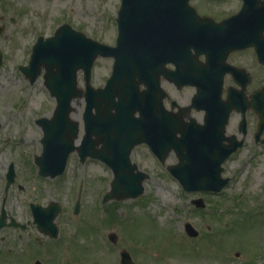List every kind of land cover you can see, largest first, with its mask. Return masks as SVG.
<instances>
[{"label": "rangeland", "instance_id": "1", "mask_svg": "<svg viewBox=\"0 0 264 264\" xmlns=\"http://www.w3.org/2000/svg\"><path fill=\"white\" fill-rule=\"evenodd\" d=\"M9 1L13 3L12 0ZM212 1H219L215 3L217 7L207 8L205 2ZM119 2L120 0H15L14 4L24 10L23 19L28 20L29 24L35 22L36 31L44 35L52 34L61 23H68L86 36L112 45L116 36L115 18ZM193 4L197 5L200 13L204 4L209 15L220 17L230 14L236 3L234 0L230 3H225V0H194ZM29 35L30 33H26L23 39L29 38ZM246 57L234 56V60L244 59L245 65L249 64L253 74L250 88L260 87V83H264V66H255L251 58L248 60ZM93 64L91 84L102 86L109 76L112 59L98 57ZM35 85L42 88L34 91L26 100L23 112L26 111L27 115V148L30 152L39 153L38 141L41 135L38 129L33 130L29 126L32 122L28 120L31 115L49 116L47 111L53 100L50 101L41 82H36ZM78 85L83 86L81 77ZM81 105L82 99L76 98L75 108L70 113L72 119L81 121ZM254 121L255 117L250 114L245 146L226 164L232 176L225 194L220 198H209L210 204L203 211L196 209L190 201L192 197L200 195L198 192L184 191L174 178L165 176V166H157L147 149L137 146L134 156L141 161L139 167L149 174V178L143 182V192L136 198L107 200L102 204L101 197L108 190L111 171L108 167L104 169L98 162L91 161L84 168L86 185L80 195L81 211L71 216L72 205L77 196L76 186L73 184L74 173L76 168L79 171V164L78 167L76 164L69 165L68 171L63 174L65 180L62 175L57 178L61 177L58 194L52 192L54 189L43 188L44 202L49 200L61 203L62 209L55 220L64 222L61 234L67 235L64 245H61L63 241L59 243L64 236L57 240L60 244H57V252L48 254L45 264H118V251L121 249L128 251L135 264H250L251 261V264H255L264 257V149L257 147L255 152L258 154L248 156L254 150L251 146ZM81 134L80 126L79 137ZM74 156L75 153L69 160L76 158ZM173 162L174 156L166 159V163ZM25 183L29 190L35 180L28 174ZM230 192L234 194L229 195V199L225 198ZM222 203L228 206H222ZM220 207L226 209L219 210ZM70 218L82 220L85 224L79 225L77 230L73 227L71 229ZM186 221L197 228V236H187L183 228ZM70 229L73 236L69 233ZM111 231L118 234L116 243L110 242L107 237V233ZM23 235L27 238L28 248L31 240L36 244L48 241V236L33 227L27 228ZM35 251V257H39L41 251L48 252L45 249L40 251L39 247ZM236 251L239 256L235 255ZM26 258L30 262L28 250Z\"/></svg>", "mask_w": 264, "mask_h": 264}, {"label": "flooded vegetation", "instance_id": "2", "mask_svg": "<svg viewBox=\"0 0 264 264\" xmlns=\"http://www.w3.org/2000/svg\"><path fill=\"white\" fill-rule=\"evenodd\" d=\"M8 1L0 0V264H20L22 261L24 264H28L26 258L27 250L31 260L41 259L44 262L48 254L57 251V240L64 236V234H61L62 223L64 222H56L57 235L55 238L47 234L46 236H48L49 240L45 244H36L33 241L31 246L27 247V238L23 235V232L27 231L29 227L35 228L31 224L32 206L47 207L49 205V200L43 201L42 180L44 179L37 172L38 167L35 164L37 152H30L27 148V115L26 111L23 112L26 100L31 97L34 91L42 88V86L37 87L35 83L41 82L43 84L42 65L36 64L35 68L28 70L32 46L37 36L42 34V32L36 31L35 22L28 24L27 20L23 19V10L21 11L20 8ZM230 1L225 0V3H230ZM234 1L236 4L232 8L231 13H227L228 15L234 14L240 7V4H237L240 0ZM218 2H205V4L208 5L207 8L209 6L217 7L215 3ZM206 5L203 4V9L200 10L202 15H209ZM256 5L258 7L261 6L260 3ZM228 15L220 17L213 15L211 17L218 20ZM234 26L233 24L230 28L234 29ZM26 33L32 34L29 35L30 38L23 39ZM244 33L245 30L242 38L235 40L237 41L236 47L233 48L232 46L235 45H232L230 50L226 51L225 48L220 50L215 43H211L209 46L213 47V49L208 46L206 50L203 48L200 55H198L199 71L203 73V76L198 77L201 90L211 95L218 94L219 85L217 81L221 79V98L226 99L232 93L239 97L240 103L247 108L243 116L234 108L227 111L223 109L225 107L219 109L213 103L210 107H189L191 98L197 91L194 85L177 86L168 77H163L160 80L165 92L163 98L164 110L166 115L171 117V120L182 123V128L185 130L195 127L203 128L208 131L205 133L208 137L213 135V129L221 130L224 133V137L220 141L223 146L234 148V144L240 146L239 142H242L243 145L228 155L221 164V175L228 179L226 186L231 181V173L227 169L226 164L245 146V134L250 124V114L255 117L254 136L258 118L255 111L251 108V104L253 103L252 99L259 93V90L256 89L264 84L260 83V87L250 88L253 74L249 69V64L245 65L244 59H241V61L234 60V56L243 58L245 55L248 60L251 58L255 66H264V62H262L264 61V39L262 40L261 37H258L256 47H251V39L245 36ZM220 44L217 43V45ZM221 57L223 58L221 59ZM167 67L172 68L173 66L168 64ZM79 75L81 76L80 73ZM64 77L66 78L67 76ZM49 99L50 101L53 100L49 108L54 111L57 105L56 99L52 96H49ZM204 100L199 99L197 103L202 104ZM41 117L42 114L39 117L31 115L28 121L32 122L29 126L33 130L38 129L37 131L42 136V127L38 123V119ZM242 128L245 133H242ZM150 134L154 135L153 132H150ZM38 142L41 151V143L40 141ZM251 143L253 147L264 149V143L259 139L253 138ZM140 146L149 151L145 143L140 144ZM135 149L136 147L132 150V161L140 166V159L134 156ZM148 153L149 156L152 155L150 152ZM169 157L173 158V154H168L167 158ZM163 168V172L168 174L166 165ZM28 174L35 180V184L29 190H27L25 183ZM57 178H53L54 182L46 185L47 189H54L52 190L54 194H58V190L61 189L59 186L61 177ZM62 179L65 180L64 175H62ZM79 188L84 189V183L80 182ZM222 206L227 207L228 205L222 203ZM65 237L67 235L59 243L66 241ZM38 247L40 251L45 249L48 252L41 251L39 257H35L34 255L37 253L35 250Z\"/></svg>", "mask_w": 264, "mask_h": 264}, {"label": "water", "instance_id": "3", "mask_svg": "<svg viewBox=\"0 0 264 264\" xmlns=\"http://www.w3.org/2000/svg\"><path fill=\"white\" fill-rule=\"evenodd\" d=\"M256 1L244 0V5L236 16L241 15L239 18H244L245 21L237 22L235 29H233L234 33L231 34L227 33V27H230L232 18L214 24L210 20L205 21L199 18L195 9L189 5L188 0H121L117 17L119 32L115 46L85 39L79 33H75L77 39L84 41L85 45H89L82 54L78 53L82 48L71 45L74 43L71 37L66 39L60 37L55 41V35L48 42L50 44H58L59 51L65 50L69 53L70 63L84 64L87 77L89 76L90 65L96 55L112 56L114 58L112 72L105 87L90 90L93 97H99L101 94V97L106 99L107 122L105 121V128L107 131V150L106 154L100 155V157L112 167L115 177L111 182L110 191L104 196V200L109 197L124 198L136 196L143 190L140 185L142 179L140 174L137 177H128L118 172L121 166L124 165V163L119 161V158L127 160L131 145L139 142L140 138H133L126 146L125 142L123 144L120 142L125 140L124 136H128L127 132L129 130L135 128H143L145 130L147 127L143 117L130 119L127 109L131 107L132 110L134 107H138L143 114V107L150 105L147 103L149 92L147 90L142 93L139 92L137 89L138 83H146L151 80L157 85V76L159 74L168 75L170 73L164 68L168 61H173L176 66L178 65V69L175 72L176 75L184 74L186 76L189 73L188 76H191L196 74L197 71L190 70L187 73L186 69H188V66H183L184 63H188L187 58L190 47L195 49L202 48L213 41L212 43H215L217 48L221 47L222 50L228 47V50L237 43L235 41L237 38H242L244 30L245 36H248L251 42L256 45L257 38H263L264 30V1H262V5L258 9ZM237 26L238 28L236 29ZM203 40L206 41V44ZM217 43L221 44L217 45ZM49 50H52L51 47ZM34 58L33 56L32 59ZM53 61L54 58L49 56L46 63L51 66ZM152 72L154 73L151 74ZM54 78L53 76L48 79L46 84L51 91L56 90L55 85L59 84L58 93L60 100L63 101L64 90L69 89L74 79L72 77L71 81H67L59 76L56 82ZM53 82L55 83L54 85ZM66 85L69 86L65 87ZM141 94L146 95L147 100ZM139 95L142 100L141 104H138L140 102ZM125 96H127V99H131L130 101H135V103L129 104L126 100L124 103L123 98ZM115 97H117V100H115ZM113 106H116L117 115L121 111L122 117L125 118V121L120 125L123 133L118 130L119 123H115L111 119ZM159 123H162L161 119L155 118L154 130L158 133L166 131L164 126H160ZM174 133L175 131L172 130L170 134L173 135ZM51 141V132L46 131L44 137L45 145L49 147ZM171 141V143L165 144L167 145L165 149H168L169 146L176 149L180 163L174 165L171 169L185 188L192 190L220 188L219 177L205 178L199 173L198 169H200L203 160L208 159L207 153H203L204 147L202 148V153H198L201 145L196 141H189L184 137L180 138V140H175L173 136ZM148 143L158 154H160L158 150H163L162 145L164 144L153 145L149 141ZM108 151L111 153L110 155ZM97 155L99 156V154ZM195 157L201 158L202 162L194 163L192 159ZM48 159H51L50 152H48ZM185 228L189 234H196V231L188 223L185 224ZM121 255V264H132L127 252L122 251Z\"/></svg>", "mask_w": 264, "mask_h": 264}, {"label": "bare ground", "instance_id": "4", "mask_svg": "<svg viewBox=\"0 0 264 264\" xmlns=\"http://www.w3.org/2000/svg\"><path fill=\"white\" fill-rule=\"evenodd\" d=\"M71 39L74 41V43L76 44L78 41H79V39H77V36H75V35H72L71 36ZM209 48L210 49H213V47H210L209 46ZM79 50V49H78ZM77 50V51H78ZM189 64H191V66L193 67V68H195L196 67V65H195V62H193V61H190V63ZM183 66L184 67H186V66H188V64H183ZM60 68H61V66H59L58 65V69H59V71H60ZM63 71L65 70V69H62ZM154 72H152L151 74H153ZM154 76V75H153ZM158 77V76H157ZM192 77V76H191ZM201 81V83L203 84V86H205V84L202 82V80H200ZM67 86H69V85H66L65 87H67ZM72 88V87H71ZM71 88L70 89H65L64 90V95H63V99H68L69 97H71V96H73L72 94H71V92L73 91V90H71ZM143 92V91H142ZM141 92V93H142ZM152 96H153V98H155L154 96H155V93L154 92H149ZM141 96L144 98V99H146L147 100V97H146V95H144V94H141ZM98 99H99V101H101V102H104V99L101 97V96H99L98 97ZM123 100L125 101V100H128L127 99V96H125L124 98H123ZM134 103H135V101H134ZM123 104V103H122ZM136 105V104H135ZM115 107L116 106H113V110L111 111V119L113 120V121H115V123H119L120 121H121V117H122V112L121 111H119V115H117V113H116V109H115ZM123 107V106H122ZM157 114H160L159 112H157ZM100 119H101V117H100ZM171 131L173 130V129H170ZM56 132H57V123H54V134H56ZM113 134V133H112ZM64 135H65V137L66 138H69V136H70V133H69V131L68 130H66L65 132H64ZM138 135H141V133H136V132H134V133H131L130 135H129V140H131V139H133V138H136V136L138 137ZM121 144H123V141L122 142H120ZM193 161H194V163H201L202 162V160H201V158H199V157H195L194 159H192ZM202 165V164H201ZM201 167V166H200ZM208 170H210V169H208Z\"/></svg>", "mask_w": 264, "mask_h": 264}]
</instances>
